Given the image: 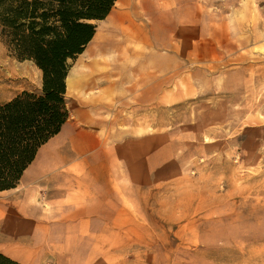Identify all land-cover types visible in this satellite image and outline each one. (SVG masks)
<instances>
[{
  "label": "rangeland",
  "instance_id": "rangeland-1",
  "mask_svg": "<svg viewBox=\"0 0 264 264\" xmlns=\"http://www.w3.org/2000/svg\"><path fill=\"white\" fill-rule=\"evenodd\" d=\"M118 1L115 12L131 9ZM165 4L167 21L139 12L70 62L88 79L67 94L70 117L99 105L111 154L92 172L105 187L91 194V177L85 196L100 216L68 236L108 264H264V0ZM136 52L144 64L128 59ZM42 77L0 33V104L40 93Z\"/></svg>",
  "mask_w": 264,
  "mask_h": 264
},
{
  "label": "trees",
  "instance_id": "trees-1",
  "mask_svg": "<svg viewBox=\"0 0 264 264\" xmlns=\"http://www.w3.org/2000/svg\"><path fill=\"white\" fill-rule=\"evenodd\" d=\"M118 0H0V33L43 74L40 93L0 104V192L16 188L42 146L70 118L67 78ZM0 264H22L0 252Z\"/></svg>",
  "mask_w": 264,
  "mask_h": 264
},
{
  "label": "crops",
  "instance_id": "crops-1",
  "mask_svg": "<svg viewBox=\"0 0 264 264\" xmlns=\"http://www.w3.org/2000/svg\"><path fill=\"white\" fill-rule=\"evenodd\" d=\"M157 7H159L160 14L154 13L153 11L155 10L152 8L149 12L147 11L144 17H148V20L155 18L167 21L166 17L169 16L170 11L164 0H161V3L155 6V8ZM115 8L116 5L110 15H119L121 12L127 11L130 13L131 11L130 18L132 20L138 18L136 16L139 13H136L133 8L119 12H115ZM133 12L136 15H133ZM110 15L102 22L110 21ZM124 21L117 23L120 24L121 29L126 33L128 25H122ZM126 37L129 41L137 37L141 38L144 43H148L139 35L136 37L127 35ZM149 39L152 42V38L149 37ZM145 56L146 53L136 52L129 54L128 59L134 60L136 65L140 62L144 64ZM130 60H128L129 66L133 64V61L130 62ZM125 66L127 65L125 64ZM82 75L86 77L85 74ZM110 87L117 89L116 91L121 88H118V84ZM122 90L120 89L119 91ZM98 107L99 105L88 103L78 110L76 115L70 117L61 132L40 148L36 159L25 171L18 186L4 192L10 195L3 196L4 198L0 197V208L5 213L4 219H0V235L7 231L6 226L9 223V219L22 224L20 229L31 235L40 231L41 227L46 226L50 229L76 230L79 226L75 228L73 226H76L74 222L100 216L95 213L96 210H91L88 206L90 200L85 197L86 194L90 193L87 189L89 178L91 177L94 179L91 194L97 193L94 189L98 186L96 185L98 180H95L93 173L97 171V167L103 168L107 166V158L111 154V149H108L107 145L110 135L98 131L101 123L98 119L105 118L104 115H99ZM112 119H117V117L113 116ZM78 172L80 176L77 174ZM82 183H85V185H82ZM98 183L105 187L103 180ZM82 228L83 225L81 224L80 229ZM5 250L0 245V251L4 252Z\"/></svg>",
  "mask_w": 264,
  "mask_h": 264
},
{
  "label": "bare ground",
  "instance_id": "bare-ground-1",
  "mask_svg": "<svg viewBox=\"0 0 264 264\" xmlns=\"http://www.w3.org/2000/svg\"><path fill=\"white\" fill-rule=\"evenodd\" d=\"M169 1L170 0H166V2H169ZM174 1L181 2L182 0H174ZM118 2L119 1H117V3ZM123 4H125L126 6L130 8H133L136 11V13L140 12L146 15L147 11L149 12L150 9H152V7L158 6V0H123ZM109 20L110 21L103 23L101 27H98L96 36L97 35L101 36L102 31L104 29H108V27L111 24L114 25L115 23L119 21H124V20H130V22L133 21L130 18V13L128 11L121 12L119 15L117 14L110 15ZM139 27L140 26H138V28ZM128 30H130V27H127L126 32H129ZM140 31L146 32L147 29L146 27H144ZM135 35H137V33ZM149 37L150 36L149 35L146 36V34L143 36L145 41H147L148 43H150ZM82 74L83 73L79 69L72 68V70L70 71L68 75V79H67L68 92L69 91L75 92L79 90L81 87L84 88L88 85L84 83V82H87L85 80H88V79H86V77H83ZM4 217H5V213L0 208V219L1 218L4 219ZM10 220L11 219H9V223L6 226L7 231L3 232L2 235H0V242H1L0 245L1 247H4L6 250L10 251L14 256L16 255L17 257H20L28 261L29 263L43 264L44 262L51 261V260H52L51 263H54V264H106L107 263V262L105 263L104 261L106 260L105 258L106 256L103 258V260L100 258V257H103L100 255L105 254V250H101V251H98L96 249L92 250L86 246H83V244H81V240H84V238L74 239L73 237L68 236L71 234V231H72L70 229L69 230L59 229V228L50 229V228H47L46 226V227H41V230L38 231L37 233L29 235V233L23 232V230L20 229L22 227V224H20L19 222L15 220H12V221ZM73 226L76 228L79 225L76 224V226L75 225ZM83 228L84 230H87L85 229V227ZM18 229L20 230L17 231ZM100 236L101 235H98V238ZM86 244L87 243H85V245ZM109 262H110V259H109Z\"/></svg>",
  "mask_w": 264,
  "mask_h": 264
}]
</instances>
